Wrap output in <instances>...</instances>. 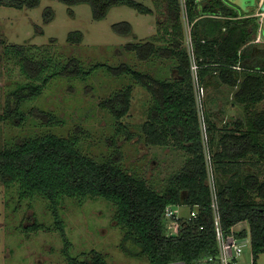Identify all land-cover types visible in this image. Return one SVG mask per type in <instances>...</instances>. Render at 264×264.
<instances>
[{"label":"trees","instance_id":"obj_1","mask_svg":"<svg viewBox=\"0 0 264 264\" xmlns=\"http://www.w3.org/2000/svg\"><path fill=\"white\" fill-rule=\"evenodd\" d=\"M41 1L0 0V7L30 9ZM59 1L68 5L71 13L74 5H90L96 20L104 19L114 6H128L143 14L153 13L149 5L138 0ZM154 1L167 5L166 17L171 27V30H165L167 45H156L149 39L128 46L145 60H153L156 56L175 59L178 65L173 68L172 80L135 69L126 62L118 66L97 63L87 70L79 59L71 58L58 67L49 50L38 56L33 47L14 45L7 48V53L18 57L21 70L30 82L11 93L8 109L0 114V119L22 121L25 115L20 109L24 102L39 97L56 76L86 77L101 68L115 76L129 74L151 94L148 120L143 125L146 144L163 147L172 144L188 155L185 164L164 179L167 186L158 191L117 162H98L86 155L77 147L76 139L55 134L23 138L1 148L0 182L6 186L17 184L24 198L40 196L46 199L67 245L69 241L59 214L62 199L101 197L115 205V220L136 247L128 249L124 246L132 256L144 257L149 264H200V260L218 253V244L191 60L180 44L184 35L183 6L181 0ZM186 12L193 27L198 75L207 97H210V87L226 84L235 89L234 105L247 113L245 119L239 117L219 128L206 110V121L224 229L230 232L239 223H248L249 231L242 230L238 234L250 236L253 263L257 264L258 256L264 253V202H257L255 196L264 200V180L256 172H243L241 167L247 159L248 162L253 158L264 161V108H257L264 101V49L256 52L258 18L249 12L241 15L225 0L202 3L186 0ZM43 18L45 23L54 20L52 7L45 9ZM112 28L122 36L133 33V26L128 21L116 22ZM83 37L80 30L68 34V40L73 43L82 42ZM132 94L133 88L128 85L100 102V106L115 117L118 133L127 135L128 139L133 134L121 120L130 111ZM186 204L201 206L199 218L183 222L179 233L167 234L165 208ZM33 228L38 229L40 225L34 223ZM69 264L109 263L105 255L94 250L70 258Z\"/></svg>","mask_w":264,"mask_h":264},{"label":"rangeland","instance_id":"obj_2","mask_svg":"<svg viewBox=\"0 0 264 264\" xmlns=\"http://www.w3.org/2000/svg\"><path fill=\"white\" fill-rule=\"evenodd\" d=\"M138 1L149 5L153 13L143 14L128 6H114L104 19L96 20L90 5L85 3L72 6L73 13L68 5L59 0H42L37 7L30 9L1 6L0 114L8 109L11 93L30 82L21 70L18 57L7 53V48L14 45L33 47L38 56L49 50L57 66L71 58L79 59L87 70L97 63L118 66L126 62L135 69L172 80V59L156 56L153 60H145L128 46L129 43L149 39L154 40L156 45L165 46L168 43L165 30H171L165 3ZM227 2L231 6L235 4L241 15L244 12L255 15L264 9V3L262 7L259 5L260 0H247L243 2L244 7L234 0ZM47 7H52L55 12V18L50 23H45L43 18ZM257 18L256 52H259L264 49V20L261 21L260 16ZM120 21L132 24L131 35L122 36L114 32L112 25ZM181 23L184 35L180 44L189 53L192 68L193 27L186 9L181 12ZM74 30L83 32L82 42L68 40V34ZM195 71L193 67L192 72ZM128 85L133 88L131 107L121 121L133 134L130 139L118 133L115 117L100 106L102 100ZM222 85L224 87L218 90L216 103L210 102L206 93V110L212 113L218 127H223L224 122L232 117L245 119L247 114L240 106L231 104L235 89ZM208 90L211 92L210 88ZM150 102V92L129 74L115 76L101 68L86 77L56 76L39 97L24 102L20 109L25 115L22 121L0 119V149L23 138L47 134L76 139L77 147L86 155L98 162L113 160L161 191L167 186L164 179L184 165L188 155L172 144L169 147L146 144L143 125L148 120ZM257 108H264V101ZM209 138L210 135H207V140ZM204 145L206 159L210 161L213 150L209 142ZM247 162L248 159L242 165V171L256 172L264 180V161L253 158ZM255 200L264 202L256 196ZM175 209L183 216L189 215L187 206ZM59 214L68 245L57 228L56 218L46 199L40 196L24 198L17 184L6 186L0 182V264H69L70 258L94 250L105 255L109 264H149L148 259L132 256L124 248L136 247L130 238H126V231L117 224L116 207L112 202L101 197L84 200L66 197L59 204ZM34 223H38L40 228H33ZM234 230L249 231L248 223L241 222ZM236 264H254L250 238ZM257 264H264V253L258 256Z\"/></svg>","mask_w":264,"mask_h":264},{"label":"built area","instance_id":"obj_3","mask_svg":"<svg viewBox=\"0 0 264 264\" xmlns=\"http://www.w3.org/2000/svg\"><path fill=\"white\" fill-rule=\"evenodd\" d=\"M201 0H196L200 2ZM183 9H186V0H181ZM184 3V4H183ZM264 0H260V7H262ZM256 17L260 16L261 21L264 20V9L259 10L256 14ZM192 68L195 67L196 71L193 73V83L196 92V101H197V110L200 121V128L203 136L204 143H208L207 140L208 133V124L206 121V89L201 83L199 78V67L196 63L194 50L192 53ZM195 65V66H194ZM191 68V69H192ZM208 162V184L211 190V201L210 207L213 211L214 225L216 231V239L218 244V253L216 255H211L205 259L200 260V264H236L237 258L242 254L243 248L246 245L249 235L239 236L238 233L241 231L232 230L227 232L224 229L221 215V208L219 203V195L217 190L216 183V173L214 171V166L212 163V157ZM183 205H168L164 211V219L166 223L167 234H177L180 231V227L185 221H194L199 218L201 206L200 205H184L189 207V215L183 216L175 208H180ZM203 228V226L201 227ZM251 241V239H250ZM182 263V262H179ZM184 264V263H183Z\"/></svg>","mask_w":264,"mask_h":264},{"label":"crops","instance_id":"obj_4","mask_svg":"<svg viewBox=\"0 0 264 264\" xmlns=\"http://www.w3.org/2000/svg\"><path fill=\"white\" fill-rule=\"evenodd\" d=\"M205 0H201L200 2L202 3V2H204ZM198 3V2H197ZM172 62H173V65H172V69L174 68V66H177L178 65V63L175 61V59H172L171 60ZM175 62V63H174ZM172 73V76H173V78H174V69H173V71L171 72ZM221 86H223L224 87V85H222V84H217L215 87H210V89H211V93H210V102H214L215 101V103H216V101L218 100L217 99V93H218V90H220L221 89ZM229 88V87H228ZM225 89H227V87L225 88ZM212 90H214V91H212ZM223 90V89H222ZM233 96V95H232ZM212 97H213V99H212ZM231 104H232V106H238V105H234V103H233V101L231 102ZM210 109V108H209ZM222 111H224V110H222ZM210 112V111H209ZM211 113V112H210ZM212 114V113H211ZM213 115H212V119H213ZM235 119H237V118H230V120H227V121H225L224 122V125L227 123V122H229V121H233V120H235ZM219 128H222V127H219ZM173 264H183V263H179V262H177V263H173Z\"/></svg>","mask_w":264,"mask_h":264},{"label":"water","instance_id":"obj_5","mask_svg":"<svg viewBox=\"0 0 264 264\" xmlns=\"http://www.w3.org/2000/svg\"><path fill=\"white\" fill-rule=\"evenodd\" d=\"M234 2H235L236 4L241 5V6L244 7L243 2H247V0H234Z\"/></svg>","mask_w":264,"mask_h":264},{"label":"flooded vegetation","instance_id":"obj_6","mask_svg":"<svg viewBox=\"0 0 264 264\" xmlns=\"http://www.w3.org/2000/svg\"><path fill=\"white\" fill-rule=\"evenodd\" d=\"M228 0H226L225 2H227ZM228 3V2H227ZM235 5V4H234Z\"/></svg>","mask_w":264,"mask_h":264}]
</instances>
